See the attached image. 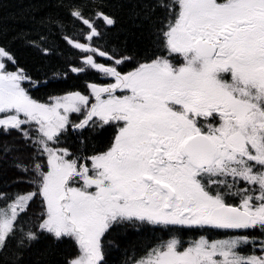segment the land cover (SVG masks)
<instances>
[{
  "label": "snow or ice",
  "instance_id": "1",
  "mask_svg": "<svg viewBox=\"0 0 264 264\" xmlns=\"http://www.w3.org/2000/svg\"><path fill=\"white\" fill-rule=\"evenodd\" d=\"M158 6L168 10L159 33L167 54L129 71L120 66L131 57L68 41L91 53L83 60L87 67L72 72L95 70L113 81L89 83L88 94L34 99L24 86L33 84L31 77L21 68L7 70L5 60L15 65V57L0 46V130L20 132L47 163V171L38 160L32 166L37 191L0 208V251L37 195L44 205L38 230L78 246L69 264H104L102 238L126 223L264 236V0H167ZM72 15L89 27V41L100 35L81 11ZM94 55L112 63H98ZM73 113L83 119L72 123ZM106 125L116 132L104 151L85 156L51 146L69 127L83 132ZM24 237L38 239L32 230ZM247 246H258L261 255L243 254ZM136 264H264V240L200 236L184 247L172 236Z\"/></svg>",
  "mask_w": 264,
  "mask_h": 264
},
{
  "label": "trees",
  "instance_id": "2",
  "mask_svg": "<svg viewBox=\"0 0 264 264\" xmlns=\"http://www.w3.org/2000/svg\"><path fill=\"white\" fill-rule=\"evenodd\" d=\"M161 2L167 0H0V46L16 61L13 65L5 60L7 70L23 69L33 81V84L25 82L24 86L40 102H49L50 98L73 91L88 94L89 83H110L112 80L95 70L72 72L73 67L86 68L83 60L91 53L82 52L68 41L91 44L117 58L131 57L120 66V70L129 71L138 63L167 54L159 33L167 23L168 10L158 6ZM77 10L93 23L99 36L91 41L87 39L89 27L72 15ZM98 13L111 17L115 23L107 25ZM94 58L98 63H112L107 57L94 55ZM81 115L71 114L72 123ZM115 132V125L86 128L83 132L69 127L54 146L67 148L75 155L88 156L106 150ZM5 146L12 150L0 151V196L5 197L0 199V207L20 193L37 191L34 181L38 178L32 171L37 160L47 171L46 157H37L35 149L20 132L0 130V149ZM43 211L42 198L37 195L27 211L20 215L17 230L7 241V247L0 251V264H69L78 256L74 240H56L51 234L38 230ZM29 230L38 235V239L30 243L24 237ZM201 232V229H168L139 223L117 225L102 238L104 264H135L161 240L175 236L186 246L191 237L194 239Z\"/></svg>",
  "mask_w": 264,
  "mask_h": 264
},
{
  "label": "flooded vegetation",
  "instance_id": "3",
  "mask_svg": "<svg viewBox=\"0 0 264 264\" xmlns=\"http://www.w3.org/2000/svg\"><path fill=\"white\" fill-rule=\"evenodd\" d=\"M174 62L180 63L182 62V59L180 57H175ZM215 122L216 121H203V120L201 121L202 124L215 123ZM240 186L243 187L245 185L242 182ZM233 202H238V198H236V200ZM201 231L202 232L200 233L198 237L207 236L210 239H223L231 235H247L249 237L255 238V240L257 241L264 240V236L260 235L258 231H233V230H214V229H209V230L201 229ZM198 237L194 239H197ZM191 239L194 240L192 237ZM240 251L245 255H251V254L260 255L261 254L258 246L256 247V249H253L251 246H247V249L246 247H242Z\"/></svg>",
  "mask_w": 264,
  "mask_h": 264
},
{
  "label": "rangeland",
  "instance_id": "4",
  "mask_svg": "<svg viewBox=\"0 0 264 264\" xmlns=\"http://www.w3.org/2000/svg\"><path fill=\"white\" fill-rule=\"evenodd\" d=\"M79 43H81V42H79ZM85 66H86V65H85ZM118 94H119V93H118ZM57 97H59V96H57ZM82 119H83V115H81L80 119H79V120H77V122H76V123H79V122H80V120H82ZM70 120H71V116H70ZM51 146L55 147V146H54V144H53V145H51ZM56 148H58V147H56ZM30 192H33V191H29V192H25V193H20V194H27V193H30ZM18 195H19V194H18ZM16 196H17V195H16ZM16 196H15V197H16ZM15 197H14V198H15ZM14 198H12V199L8 200L7 202H8V203H10V202H11V201H12ZM8 203H7V204H8ZM7 204H6V205H7ZM6 205H5V206H6ZM5 206H1L0 208H2V207H5ZM178 239H179V238H178ZM179 240H180V239H179ZM186 246H187V245H186ZM186 246H184V247H186ZM78 255H79V254H78ZM260 255H261V254H260ZM257 256H259V255H257ZM135 264H136V263H135Z\"/></svg>",
  "mask_w": 264,
  "mask_h": 264
}]
</instances>
